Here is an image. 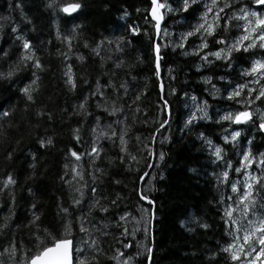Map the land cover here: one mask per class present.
<instances>
[{
    "label": "snow or ice",
    "instance_id": "6c2138e0",
    "mask_svg": "<svg viewBox=\"0 0 264 264\" xmlns=\"http://www.w3.org/2000/svg\"><path fill=\"white\" fill-rule=\"evenodd\" d=\"M145 4L143 13L145 26L141 28L131 23L127 25V32L131 36L147 37L145 48L149 53L153 76L156 78L154 87L159 89L157 108L160 119L154 122L158 125L154 131L159 132L166 126L170 127L173 103V100L169 99L171 95L188 109L180 127L182 133H191L194 128L200 126L198 121H211L212 125L220 126L223 132V135L217 137L222 144L215 143L205 132L196 133L202 149H208L209 159L216 168L220 169L216 171L214 168L212 173L217 182L218 191L221 186L225 189L217 199V215L220 217V226L224 231L222 236L224 244L222 246L217 244L216 249L210 252L209 264H218L220 258H223L224 264H229V261L231 264H264V150L256 147L255 136L244 135L245 132L253 131L256 134H264V0H209V2L205 0H145ZM194 6L199 12L197 22L189 25L187 30L179 34L169 31L165 26L167 24L165 13L169 18H178L188 13ZM84 7V0H46L45 3V9H50L57 16L63 14L66 22L68 19H76ZM15 8L22 9V0L15 4ZM121 11L122 15L119 19L125 20L129 13L123 9ZM136 11L140 13L141 10L137 8ZM27 23L31 24L32 21L28 20ZM178 26L183 27V25ZM79 31L80 25L76 24L67 34L62 35L57 31V38L61 39L62 44L66 45L70 51L72 41L77 39ZM9 39L18 44L19 55L6 74L0 72V80L12 78L25 70H32L29 82L18 88V91L28 102L34 103L33 93L36 92L38 80L36 70L43 67L39 53L45 47L44 42L41 41V47L38 48L33 39L25 37L16 25L11 26ZM193 39L198 43L193 45ZM102 44L109 47L110 51L122 53L131 41L125 39L124 35H118L104 37L94 47L85 42L83 47L91 48L92 53L100 55ZM112 45L115 47L111 48ZM167 50H171L174 55L195 56L200 61L195 65L197 73L201 69L212 72V75L202 77L204 84H210L214 78L223 83L224 94H221L220 88H217L215 83L211 84L210 89L205 88L204 93L211 96L213 100L219 97L229 107L223 112L218 111L213 118L208 111L207 99L190 95L187 91H183V99H181V94L176 88H167L162 80V62L168 55ZM7 54V51L0 46V57ZM60 55L63 61L68 60L67 52H61ZM77 59L83 61L84 57L77 56ZM234 61L248 65L235 77H233L236 67ZM122 65L123 61L117 59L114 66L119 69ZM64 66L66 68L63 73L64 84L69 90L76 89L77 81L74 79L72 66L67 63ZM214 69L223 70V74L216 75ZM105 75L109 76L107 82L102 84L97 80L94 85L90 84L88 79L81 77L83 83L89 85L90 92L83 96L79 105L73 106V111L79 115L80 112L76 111L78 108L87 115L86 104H90L91 99L96 98L99 101L96 107H102L108 117H116L113 123L120 127L113 128L112 124H108L98 132L100 120L97 118L87 140L80 136L79 128L71 129L70 146L64 149L63 174H58V179L62 185L72 187L75 181L79 187L72 189L75 195L69 200L58 201L56 215L59 221L43 229V240L38 234L41 231L40 226L44 223L39 213V205L36 203L30 205L31 217L26 218L27 224L22 227L26 228L29 236L35 239L19 242L14 238L8 240L7 245L2 246L0 250V257L6 256L10 264H133L137 257H140L139 264H152L156 215V197L153 192L156 189L153 181L147 179L150 172L140 169L137 173L132 188L135 204H131L127 203L130 197H123L116 193L115 197L111 198L100 192L98 185L102 184L101 177L105 175V172L96 163L98 159L101 161L103 159L102 140L112 141L113 145L118 147L119 153L126 152V121L120 117L126 116L125 110L129 109L133 113L132 119H138L135 113L142 112L140 105L144 102L147 85L129 95L123 82L119 89L114 87L111 79L114 73H105ZM16 78L19 79L18 76ZM169 79H175L171 69H169ZM12 82L15 83V80ZM105 89L108 90L107 93ZM113 92L121 94L111 99ZM109 99L112 103L111 108L107 106ZM189 101H191L190 104ZM2 108L3 104H0V109ZM13 115L14 113L9 111L0 112V116H3L5 120L12 119ZM41 115L42 110L35 112L36 117ZM48 119L51 120L52 117L49 115ZM141 122L147 123V118L145 117ZM225 123L228 125L227 128L224 127ZM241 126L244 127L241 128ZM150 131L153 130L150 129ZM28 134L30 136V132ZM136 139L141 141L140 137ZM146 139L153 140L154 136ZM23 140V135L9 140L3 154L6 161L17 158L16 151ZM34 143L39 149L47 150L53 146V137L51 135L37 137ZM77 145L82 146L83 151ZM229 148L240 157L235 164L227 158ZM144 150L147 151L148 158L153 160V163H148L146 160L145 167H154L155 149L144 144ZM158 158L163 161L164 153H159ZM119 159L123 165L135 160L136 157L126 154ZM25 160L28 161L26 179L34 181L39 156L30 152ZM111 163L112 161L109 160V164ZM85 164L92 170L87 171ZM190 171L194 174L197 172L196 169H190ZM232 173H235L238 178L233 180ZM2 175L4 178L0 180V195L9 197V207H14V192L18 181L10 172ZM144 185L151 187L146 188ZM26 187L32 196L31 186L26 185ZM121 204H125V207L121 208ZM133 208L138 209V214L132 211ZM101 221L104 223L101 224ZM189 224L193 227H188ZM181 226L189 232L196 230L207 232L212 228L207 220L198 217L195 213L191 214L188 220L181 221ZM7 229L8 221L6 220L5 223L0 224V230ZM112 232L118 235H112L114 243L105 248L101 237L107 239ZM138 233L141 234L142 241H138ZM133 242H136L137 251L129 255L124 249H130ZM33 243L34 248L28 246ZM0 264H6V262L0 259Z\"/></svg>",
    "mask_w": 264,
    "mask_h": 264
},
{
    "label": "trees",
    "instance_id": "16d2710c",
    "mask_svg": "<svg viewBox=\"0 0 264 264\" xmlns=\"http://www.w3.org/2000/svg\"><path fill=\"white\" fill-rule=\"evenodd\" d=\"M20 2L21 0H0V46L8 53L0 57V72L6 74L19 55L18 44L9 39L12 25H16L25 37H31L38 48L41 47V41L44 42L45 47L39 53L43 67L36 70L38 80L36 92L33 93L34 103L28 102L18 91V88L29 82L32 70H25L12 78L0 80V104H3L0 112L14 113L10 120H5L3 116H0V121H3L0 123V180L4 178L3 173L10 172L18 181L14 192V207H9V197L0 195V224L8 221V229L0 230V250L2 246L7 245L8 240L13 238L18 242L21 240L34 241L35 238L30 237L27 229L22 227L27 224L26 218L31 217L30 205L32 203L39 205V213L44 221L38 233L43 240V229L59 221L56 215L58 201L69 200L75 195L72 189L79 187L78 183L73 181L72 187H69L62 185L58 179V174H63L64 149L70 146L71 129L79 128L80 136L87 140L91 135L90 129L95 126L97 118L100 120L98 132L108 124H112L113 128L120 127L113 123L116 117H108L102 107H96L99 102L96 98H92L90 104H86L87 115H84L83 111L78 108L76 111L80 112L79 115L73 111V106L79 105L83 96L90 92L89 85L84 84L81 77L88 79L93 85L97 80L103 84L109 79L105 73H114L111 79L116 89H119L123 82L129 95L144 88L145 85H147V90L144 102L140 105L142 112L135 113L138 119H132L133 113L129 109L125 110L126 116L120 117L126 121V152L119 153L118 147L114 146L112 141H101L104 145L103 159L102 161L98 159L96 163L104 170L105 175L101 177L102 184L98 185L99 190L103 195L111 198H114L116 193L123 197H130L127 203L135 204V197L132 196L133 180L140 169L150 172L147 179L153 180L156 189L153 192L156 197V215L152 264H209L210 252L216 249L217 244L221 246L224 244L222 239L224 231L220 226V217L217 215V199L225 189L221 186L218 191L217 182L212 175L216 166L209 159L207 148L202 149L196 133L205 132L215 143L222 144L217 137L223 135V132L220 126L212 125L211 121H198L199 127L194 128L191 133H182L180 127L186 118V107L171 95L169 99H172L173 103L170 127L166 126L159 132L154 131L158 126L154 122L160 119V112L157 108L159 89L154 87L156 78L153 76L149 53L145 48L147 37H135L127 32L128 24L135 23L141 28L145 26L143 20L145 0H84L85 7L81 14L74 20L68 19L67 22L63 14L57 16L50 9H45L46 0H22V9H16L15 4ZM137 8L141 10L140 13H137ZM121 9L129 13L125 20L119 19L122 15ZM198 15L199 12L196 11L195 6L178 18H169L165 13L167 20L165 26L169 31L179 34L187 30L189 25H194ZM28 20L32 23H27ZM76 24L80 25V31L77 33V39L72 41V48L69 51L67 46L62 44L61 39L57 38V31L62 35L67 34ZM178 25H183V27ZM118 35H124L125 39L131 41L122 53L110 51L109 47L102 44L100 55H95L91 52V48L83 47L85 42L94 47L96 43L101 42L102 38ZM196 43L198 41L193 39L192 44ZM114 47L115 45L111 46V48ZM191 47L190 45V51ZM167 51L168 55L162 62V80L167 88H176L181 94V99H183V91L207 99L209 114L213 118L219 110L229 107L219 97L213 100L211 96L204 93L205 88L210 89L211 84L215 83L220 87L221 94H224L223 83L214 78L210 84H204L202 77L212 75V72L201 69L197 73L195 65L200 61L195 56L174 55L171 50ZM61 52L68 53L67 61H63ZM77 56H83L84 60H78ZM117 59L123 61L119 69L114 66ZM65 63L73 68L74 79L77 81L76 89L69 90L64 84ZM234 63L236 67L233 77L242 68L248 66L235 61ZM169 69L172 70L174 80L169 79ZM214 71L216 75L223 74V70L214 69ZM17 76L19 79L16 78ZM13 80L15 83L12 82ZM107 91L105 89L106 93ZM120 94L113 92L111 99H115ZM111 99L107 102L109 108L112 107ZM37 110H42L40 117L35 116ZM49 115L52 117L51 120L48 119ZM145 117L147 123H142ZM224 127H228L227 123ZM21 135L24 136V140L17 148V158L13 161H6L3 154L9 140ZM45 135L53 137V146L47 150L39 149L34 141L37 137ZM244 135L255 136L256 147L264 150V134H256L253 131L245 132ZM149 136H154V139H146ZM136 137H140L142 142L137 141ZM144 144L155 149V164L152 168L145 167L146 160L148 163H153V160L148 158ZM77 147L83 151L82 146L77 145ZM227 151V158L235 164L240 157L230 148ZM30 152L39 156L34 181L26 179L28 161L25 157ZM161 152L165 155L163 161L158 158ZM126 154H131L136 159L121 165L119 157ZM109 160L112 161L111 164ZM85 169L92 170L87 168L86 164ZM190 169H196L197 172L194 174ZM216 171L220 169L216 168ZM116 181L120 183H115ZM26 185L31 186L32 196L27 191ZM124 207L125 204H121V208ZM113 211L116 210L113 209ZM132 211L138 213L136 208ZM193 213L207 220L212 228L207 232L186 231L181 226V221L188 220ZM103 223L104 221H101V224ZM188 227H193V225L189 224ZM112 235H118V233L112 232L107 239L101 237L105 248L114 243ZM28 246L34 248L35 244ZM124 251L133 255L137 248L133 244L130 249H124ZM0 259L10 264L6 256ZM139 260L140 257H137L133 264H139ZM218 264H224L223 258L218 260Z\"/></svg>",
    "mask_w": 264,
    "mask_h": 264
},
{
    "label": "rangeland",
    "instance_id": "374dc122",
    "mask_svg": "<svg viewBox=\"0 0 264 264\" xmlns=\"http://www.w3.org/2000/svg\"><path fill=\"white\" fill-rule=\"evenodd\" d=\"M205 2H209V0H205ZM201 7H202V5H201ZM199 16V15H198ZM197 21V20H196ZM196 22H194V24H195ZM217 88H220V87H218V86H216ZM190 95H195V94H192V93H189ZM202 99V98H201ZM191 103V101H189V104ZM208 111H209V109H208ZM224 111V109H222V110H219V112H223ZM187 112H188V109L186 108V114H187ZM209 113H210V111H209ZM208 150V149H207ZM209 152V151H208ZM231 177H232V179L233 180H235V179H237L238 177H237V175L235 174V173H232L231 174ZM149 180H152L151 178H149ZM153 181V180H152ZM146 188L147 187H151L150 185H146L145 186ZM138 214V213H137ZM137 237H138V241H142V236H141V234H140V237H139V234L137 235ZM133 244L135 245V247H136V242H133ZM137 248V247H136ZM230 264H231V262H230Z\"/></svg>",
    "mask_w": 264,
    "mask_h": 264
}]
</instances>
